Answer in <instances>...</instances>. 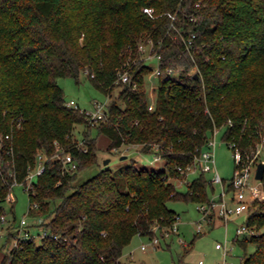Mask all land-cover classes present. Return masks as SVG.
Masks as SVG:
<instances>
[{
	"label": "trees",
	"instance_id": "1",
	"mask_svg": "<svg viewBox=\"0 0 264 264\" xmlns=\"http://www.w3.org/2000/svg\"><path fill=\"white\" fill-rule=\"evenodd\" d=\"M149 37L160 44L161 69L179 71L158 79L153 109L146 85L153 65L138 51ZM127 60L125 83L117 79ZM80 73L107 95L106 121L90 122L67 105L55 79ZM78 124L80 139L73 135ZM221 126L244 160L263 143L255 160H264V0H0V133L11 134L0 147V203L14 180L24 182L38 150L53 153L54 140L77 164L66 171L58 159L45 162L28 199L47 234L39 244L31 237L10 248L1 264H123L134 235L150 238L155 224L176 220L169 200H209L214 187L204 172L185 192L170 179L185 175L177 167L192 163ZM100 134L110 138L108 153L139 145L159 154L163 168L132 160L75 183L98 162ZM262 182L264 188V175ZM245 223L254 233L233 238L242 263L264 264V200L251 203Z\"/></svg>",
	"mask_w": 264,
	"mask_h": 264
},
{
	"label": "rangeland",
	"instance_id": "2",
	"mask_svg": "<svg viewBox=\"0 0 264 264\" xmlns=\"http://www.w3.org/2000/svg\"><path fill=\"white\" fill-rule=\"evenodd\" d=\"M152 63V62H151ZM152 76V75H151ZM56 82L62 87L64 91V98L66 101L72 99L81 109L92 110L96 101L103 102L107 95L96 88L88 79L85 73H80L79 77L75 79L72 76L57 77ZM146 85L149 96V107L153 109L154 100L156 97V88L158 85L157 78L153 75L151 79L146 77ZM152 86L154 87L152 89ZM112 93L111 95H113ZM94 124V123H93ZM83 125L78 124L74 130V137L78 139L82 136ZM224 127H218L214 133L216 141L215 146V166L212 170L204 172L207 181L213 179L216 172L224 180L225 186L232 178L235 171L234 151L228 143L223 140L222 134ZM94 128L91 134L95 135ZM213 134H211V137ZM80 141V140H79ZM110 143V138L105 134H100L97 137L96 144L98 150V162L88 167L81 169L77 174L75 183H80L87 178L94 175L100 168L109 167L115 169L119 166L129 164L132 160L136 161L137 166H151L156 168H163L164 161L160 158L154 160L155 153H144L139 150V145H126L113 149L111 153L106 151ZM125 155V157H122ZM109 158L107 163L104 160ZM199 170L190 171L185 178H171L170 180L175 185L176 189L181 192L187 190V185L198 174ZM36 176L33 177L34 182ZM252 183L257 180L251 178ZM214 190L212 192L211 186L208 188L210 196L217 195L223 187L222 182H212ZM227 190V189H226ZM231 192L227 190L226 197H230ZM10 198V199H9ZM199 202L184 201L178 199H171L167 205L178 213L176 220L177 232L170 233L169 236H161L159 231L156 235L159 237L160 243L153 247L149 245L146 249H142L143 243H149L150 238L146 236L134 235L130 243L123 249L121 262L123 264H199V260L203 264H220L223 262V250L215 247L216 243H223L227 247V261L231 264H243L242 254L243 249L233 242L236 236V229L245 220L246 214L232 215L228 221H224L218 216H214L211 221L202 219L201 212L197 209ZM0 206L6 213L7 223L6 230L0 233V264L3 256L10 250L12 244L13 227L16 226L21 218H25L29 223V229L34 234L35 242H41V233L44 227L38 225L39 216L29 212V199L26 184L23 182L15 183L9 193V197L0 203ZM47 219V218H46ZM201 224V232H197V226ZM4 228V229H5ZM12 235V234H11ZM190 245V249L185 251V248ZM254 245L249 244L247 252H252Z\"/></svg>",
	"mask_w": 264,
	"mask_h": 264
},
{
	"label": "built area",
	"instance_id": "3",
	"mask_svg": "<svg viewBox=\"0 0 264 264\" xmlns=\"http://www.w3.org/2000/svg\"><path fill=\"white\" fill-rule=\"evenodd\" d=\"M196 5H199V2L196 3ZM143 11L153 14L154 9L152 7H143ZM172 16V15H171ZM174 18V16H172ZM173 25V23L171 24ZM195 37V34H191V36L185 40V45L187 49H191L193 47L192 38ZM160 44H156L152 38H147L146 41L140 42L138 44V51L140 52V59L144 60L146 63L153 65V70L146 75V77L149 76V79L152 78L154 75L157 78V81L160 77L167 78L169 76H178L179 71L177 69H174L172 67H167L163 71L160 67V61L162 58V54L159 51ZM152 62V63H151ZM195 66L192 67L191 72L195 71ZM152 75V76H151ZM118 81L128 83L131 80V65L129 64V61L127 60L124 63L123 68L118 73ZM135 86V83L133 84ZM154 87L152 86V89ZM107 97L103 102L96 101L94 103V108L92 110L87 109H81L74 100L70 99L67 101V105L73 106L75 108H79L81 112H83L86 116V118L90 122H98V121H106L107 120ZM150 109V107L148 106ZM20 125V122H19ZM218 127H215L212 134L213 136L208 138L206 146L200 150L199 154L195 157L194 161L190 164H187L184 166H178V171L180 173H184L187 175L190 171L199 170L200 172H206L210 171L215 166V146L216 141L214 138V133ZM11 134L10 133H0V147H2V144L4 141H10ZM11 143V142H10ZM82 141H79L78 145L81 144ZM230 147H233L234 151V159L236 163L235 171L232 176V178L229 180V182L226 184L224 183V180L220 177V175L216 172V174L213 176V179H211L212 182L220 181L223 184L222 190L217 194L209 197V200L206 202H199L197 205V209L202 214V219L209 221L211 217L218 216L219 218L223 219L224 221H228L229 218L232 215H238L245 213L247 214L249 207L251 203L254 200H264V188H263V182L262 179H256L255 178V170L258 162L263 161L261 160H255L262 152H263V143L258 145L256 148L254 157L248 158L247 160H244L241 155V151L238 147H235L234 143L229 144ZM156 147V146H155ZM8 153H12V146L9 145L6 149ZM160 155L155 153L154 160L160 159ZM49 159H58L62 162V167L66 171H72L76 169V162L73 160L70 152H67L64 150L62 145L57 141H53V153L51 155H48L43 150H38L35 158L34 165L28 166V172L25 177V180L23 183L26 184L28 193L33 190V177L41 174L45 170V162ZM257 180V182L254 184L251 182V178L253 177ZM18 183L16 180H14L12 186ZM230 185V188H229ZM231 192L230 197H226L227 190ZM9 197V194L7 195L6 199ZM10 199V198H9ZM29 205L31 207H36L37 204L35 202H30ZM178 218V215L176 216V220ZM176 220L173 222V224L169 227H160L159 225L155 224L153 226V235L150 237L149 243H143L141 245L142 249H146L149 245H152L153 247L158 246L160 243L159 237L156 235V232L159 231L161 233V236H169L170 233L177 232V226H176ZM43 218L39 217L38 219V225H41V227H44L42 225ZM7 223V217L6 213L3 210V208L0 206V233L2 230H6L5 226ZM5 228V229H4ZM202 226L201 224H198L197 226V232H201ZM254 233L253 229L249 228L245 221L236 229V236L242 237V236H249ZM47 234V230L44 227L41 231V233H38L37 235H40L41 237H44ZM31 237H35L34 234L29 229V223L25 218H21L19 223L13 227V234H12V244L11 248H17L21 241L25 239H29ZM56 237V236H54ZM216 248L223 250V262L220 264H231V262L227 261L226 255H227V247L223 243H216ZM199 264H203L201 260L198 262Z\"/></svg>",
	"mask_w": 264,
	"mask_h": 264
},
{
	"label": "water",
	"instance_id": "4",
	"mask_svg": "<svg viewBox=\"0 0 264 264\" xmlns=\"http://www.w3.org/2000/svg\"><path fill=\"white\" fill-rule=\"evenodd\" d=\"M194 76L196 77L197 74L195 73ZM122 157H125V155H123ZM109 161V158L104 160V163H107ZM264 175V162L260 161L258 162L257 166H256V170H255V178L256 179H262Z\"/></svg>",
	"mask_w": 264,
	"mask_h": 264
},
{
	"label": "crops",
	"instance_id": "5",
	"mask_svg": "<svg viewBox=\"0 0 264 264\" xmlns=\"http://www.w3.org/2000/svg\"><path fill=\"white\" fill-rule=\"evenodd\" d=\"M209 221H211V219Z\"/></svg>",
	"mask_w": 264,
	"mask_h": 264
}]
</instances>
